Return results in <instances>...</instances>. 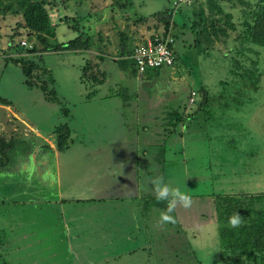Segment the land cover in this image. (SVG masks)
Wrapping results in <instances>:
<instances>
[{"label":"rangeland","instance_id":"rangeland-1","mask_svg":"<svg viewBox=\"0 0 264 264\" xmlns=\"http://www.w3.org/2000/svg\"><path fill=\"white\" fill-rule=\"evenodd\" d=\"M54 1L56 8L48 10L50 20L55 23L54 39L65 41L76 34L61 21L64 17H78L79 26L91 39V47L85 54L44 53L40 62L50 70L54 83L57 82L54 85L55 96L71 110L74 125L78 127L77 138L61 154L63 182L66 183L65 177H68L65 170L68 161L63 160H68L67 153H70L76 159L77 165L74 166L71 160V170L76 177L90 171L97 175L101 183L109 162V157L105 158L106 151L125 149L122 144H111L121 139L130 144L127 148L130 158L126 165L137 166L141 174L139 237L146 240L144 251L138 247L137 239L123 241L117 253L100 256L97 253L102 246L96 245L99 250H94L95 255L87 254L98 257L93 259L92 264H219L221 256L213 196L258 194V203L263 202L264 205V47L251 43L245 61H235L231 44L237 30H228L225 41H214L209 55H198L189 47L191 35L175 27L171 32L175 37L173 48L177 58L172 67L161 66L156 73L149 69L132 76L129 61L123 68L111 59L104 64L105 78L102 83L89 84L81 79V67L86 60L98 62L93 55L97 47L106 55L116 56V30L126 31L134 39L147 36L151 30L160 31L163 27L158 25L153 28L151 21L139 26L133 24L129 15L133 11L138 15H149L170 7L172 0H133L131 8L120 10L113 8L110 0ZM224 8L231 11L232 20L237 24V9L230 8L228 4ZM182 10L186 13L187 9ZM182 12H173L177 23L182 18ZM16 19L18 17L8 12L0 14V96L11 103L2 109L8 113L12 110L24 121L45 132L63 123L59 104L46 100L38 89L26 87L19 67L10 62L4 65L1 57L2 53L8 52L7 36L12 33ZM27 36L22 32L14 40L29 45L35 42L32 36ZM251 61L255 62L257 70L254 73L257 77L255 83L253 74L240 79L233 73L250 71ZM200 86L207 90L210 98L189 116L191 118L186 117L183 114L194 109L193 101L200 96ZM109 94L110 98L105 97ZM180 109L183 110L181 123L176 127L166 125L168 112ZM4 116V112L0 111V125L16 124L12 116ZM122 118L126 125L122 124L123 127L119 128L116 122L118 119L123 121ZM172 128L176 129V133L168 132ZM79 138H83V142L80 143ZM18 140L15 137L12 139L14 148L8 152L6 165H0V188L4 192L0 196V263L83 264L79 259H68V256L72 258V254H68L61 239V225L54 207L46 204L44 216L36 209L38 201L52 196H44V193L52 194L54 191L49 176H44L43 181L37 179L45 169L50 172V166L35 164V159L27 154L32 147L29 136L27 142ZM84 158L88 159L86 164L82 161ZM147 172L149 178L146 177ZM157 175L192 197L190 208L177 206L171 213L174 223L158 224L160 209L166 202L157 200L155 204L152 200L151 181ZM87 179L91 178H78V183L88 184ZM24 180L26 182L22 183ZM15 185H27L28 192L17 194ZM73 194L81 196L83 191ZM87 195L88 192L85 193ZM134 216L137 217L136 213ZM144 224L147 225L146 230L143 229ZM144 233L147 235L143 236ZM124 249H134L135 252L129 254ZM146 253L151 254V260H143L142 256ZM54 254L57 259H43Z\"/></svg>","mask_w":264,"mask_h":264},{"label":"trees","instance_id":"trees-1","mask_svg":"<svg viewBox=\"0 0 264 264\" xmlns=\"http://www.w3.org/2000/svg\"><path fill=\"white\" fill-rule=\"evenodd\" d=\"M173 1L170 7L154 11L149 15H138L133 11L129 18L133 24L138 26L151 21L153 28L161 25L164 31L168 29L172 31L175 27L182 31L186 30L191 35L189 47L194 49L198 55H209L215 40L225 41L228 35L227 31H236L237 28L239 30L235 40L238 43V48L233 52L235 57H232L235 61H245L247 58L246 51L251 48V43L264 47V0H190L188 5L179 4L175 7L172 5ZM133 3V0H110L109 4L120 10L131 8ZM225 4H228L230 8L237 9V24L232 20L231 11L224 8ZM56 6L57 3L54 0H0V14L4 15L8 12L16 18L18 17L14 22L12 33L7 36L8 52L2 53L1 57L4 60V65L10 62L19 67L23 77L22 82L26 87L38 89L46 100L58 103L60 113L66 116L68 109L62 105V99L59 100L55 96L54 79L50 70L40 64L41 58L44 53H84L90 49L91 39L79 26L78 17L75 19L64 17L61 21L76 34L68 40L57 42L54 39L55 23L50 20L48 13L50 8H56ZM183 8L187 9L186 13L182 12ZM180 10L183 15L180 22L177 23L173 19V12H180ZM22 32H25L27 37L32 36L35 39L30 47H25L14 40L15 37L22 35ZM116 35L118 37V49L114 60L123 68L129 61L130 73L134 76L137 71L136 67H133L134 62L131 54L137 39L122 30H116ZM174 38L173 36V42ZM172 51L175 63L177 56L173 45ZM106 59L107 57L100 55L98 62L90 63L89 60H86L81 67V79L89 84H101L105 74L99 65ZM238 64L235 65L237 67L243 66V64ZM250 66V71L240 70L233 73L240 79L248 77L249 73L253 74L252 79L255 83L257 82V77L254 74L257 71L255 62L253 61ZM159 68L161 67H147L141 73H145L149 69L156 73ZM243 85L248 86L244 82ZM198 91L200 96L193 101L195 107L194 109L191 108L188 114H183L186 117L196 113L210 98L204 87L200 86ZM0 104L11 105L10 101L2 96H0ZM170 112H168L170 114L169 121L165 124L176 127L183 120V110ZM175 131L176 129L172 128L168 132L172 134ZM53 132L54 146L56 150L62 152L67 147L69 129L65 123H60L54 127ZM13 148L14 143L11 139L6 141L0 136V165L5 164L8 152ZM151 197L157 204L155 196L151 195ZM259 198L260 195L258 194L240 193L215 194L213 196L216 235L221 256L219 264H264V205L263 202L258 203ZM145 200L148 201V198ZM165 207L166 204L163 209ZM234 212H239L243 219V223L236 228L231 227L228 223L229 217Z\"/></svg>","mask_w":264,"mask_h":264},{"label":"crops","instance_id":"crops-1","mask_svg":"<svg viewBox=\"0 0 264 264\" xmlns=\"http://www.w3.org/2000/svg\"><path fill=\"white\" fill-rule=\"evenodd\" d=\"M238 30L239 28H237L236 33H238ZM180 32H182V30H180ZM232 42L233 44L231 45L233 47L231 46V49L232 52H234L238 48V43L235 39H232ZM93 55L95 58H98L100 55L107 57L105 61L100 62V65L102 66H100V68L103 71L104 64L107 61L116 58V56L106 55V53L102 52L99 47H97V52H94ZM56 84L57 82L55 81L54 85ZM113 92L110 93L113 94ZM111 94L105 97L110 98ZM115 95H117V93H115ZM5 107L9 106L0 104V111H3L5 116H12L14 120L12 118H8V120L12 119L16 124L6 123L0 125V136L6 141L10 139L12 140L15 137L19 139L18 141L22 142H27L26 138L29 136V140L31 139L32 141V147L27 154L35 159V164L50 166V172L47 170L48 168L45 169V175L41 174L37 179L43 181L44 176H49L53 182L52 186L54 191L52 194L44 193V196H52H50V198H46L48 196H45L43 200L38 201L36 209L41 211L44 216L47 208L46 204H51L54 207L53 211L56 213L57 221L61 225V239L66 244L68 254H72V258H69L68 256V259H79L80 261H83V264H92L93 259L98 255H105L106 253L112 254V252L117 253V249L123 244V241H132V239L133 241L137 239L139 241L137 243L138 247L142 248L144 251L146 240H142V238L139 237V219L141 218L140 213L142 210L140 201L141 190L139 188L141 174L138 171L137 166L134 167L133 164L126 165L130 158V155L127 154V148H130L128 141L121 139L120 142L111 143L122 144V147H125V149L122 148L121 150L116 151H106L105 158L109 157V162H107V170L101 183L97 175L92 174L90 171L81 173L76 177V174L71 170V160L72 165L74 166L77 165L76 159L71 157L70 153H67L68 160L65 159L63 161H68V166L65 167L68 177H65L67 181L64 183L60 169V158L63 152L56 150L54 146L53 129L55 126L48 131H40L37 126L24 121L12 110L10 113L4 111L2 108ZM135 107L138 108V105H135ZM136 111L139 114V109ZM60 115L62 117L61 121L65 123L69 129V135L67 138L68 148L70 142L77 138L76 130H78V127H75L76 125H74L70 109H68V114L66 116H63L62 114ZM122 120L123 121H119L118 119V122H116L118 123L117 125L119 128L120 126L121 128L123 127L122 124L126 125L124 118H122ZM4 132H9V134H4ZM78 141L80 143L83 142V138H79ZM139 155L141 156L142 154ZM82 161L86 164L88 159L84 158ZM6 163L7 160L3 165H6ZM113 164H116L114 168L111 167ZM87 177L91 178L90 180L87 179L88 184L78 183V178L86 179ZM146 177H150L148 172ZM96 178L97 181L94 182ZM21 182L24 183L26 181L24 180ZM40 184L42 183H39L38 185ZM1 189L2 188H0V196L4 194V192H1ZM15 190L19 195H25L28 192L27 185L26 187L17 186L15 187ZM79 190L83 191L81 196H79L80 194H73ZM86 192H88L89 195L85 196ZM134 213H136L137 217L134 216ZM143 229L146 230L147 225L144 224ZM145 235H147V233H144L143 236ZM140 240H142V242H140ZM96 245H101V250L96 248ZM94 250H99L97 256H93L95 255L93 253ZM125 251L129 254L135 252L134 249ZM51 252L54 251L52 250ZM87 254L93 255L88 256ZM55 257L57 259L56 255L53 257L47 256L43 259L52 261ZM142 258L146 261L148 259L151 260L152 256L150 253H146Z\"/></svg>","mask_w":264,"mask_h":264},{"label":"built area","instance_id":"built-area-1","mask_svg":"<svg viewBox=\"0 0 264 264\" xmlns=\"http://www.w3.org/2000/svg\"><path fill=\"white\" fill-rule=\"evenodd\" d=\"M190 0H174L172 5H188ZM173 36L171 30H151L147 36H139L134 44L131 58L135 64L136 71L142 72L147 67H171L174 63L172 51ZM25 47H30L24 41L20 42ZM193 94V91H191Z\"/></svg>","mask_w":264,"mask_h":264},{"label":"clouds","instance_id":"clouds-1","mask_svg":"<svg viewBox=\"0 0 264 264\" xmlns=\"http://www.w3.org/2000/svg\"><path fill=\"white\" fill-rule=\"evenodd\" d=\"M152 192L158 201L166 202V207L159 212L158 224L174 223L175 218L171 215L177 206L188 209L192 205V197L187 192L182 191L179 187H173L165 182L164 177L157 175L152 181ZM229 225L233 228L239 227L243 219L239 212H234L229 217Z\"/></svg>","mask_w":264,"mask_h":264}]
</instances>
